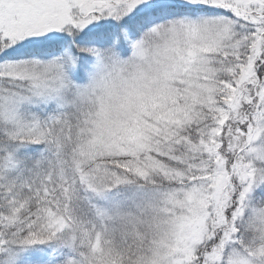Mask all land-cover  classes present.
<instances>
[{
	"label": "rangeland",
	"instance_id": "obj_1",
	"mask_svg": "<svg viewBox=\"0 0 264 264\" xmlns=\"http://www.w3.org/2000/svg\"><path fill=\"white\" fill-rule=\"evenodd\" d=\"M175 1L193 9L131 29L121 24L169 1L0 0V128L15 139L56 130L69 137L70 129L45 127L26 108L34 98L81 112L82 142L67 147L83 159L135 156L138 174L155 184L143 201L157 206L133 216L146 228L140 264H264V40L259 27L251 34L255 20L242 22L235 10L258 5L264 18V0ZM238 67L250 102L241 118L222 114L225 140L211 147L206 177L190 174L200 162L187 173L154 158V138H170L200 104L214 105L215 85ZM18 80L30 88L13 89ZM4 163L17 166L14 157ZM50 216L59 231L69 230V242L87 234L83 223L73 229ZM96 260L90 264H110Z\"/></svg>",
	"mask_w": 264,
	"mask_h": 264
},
{
	"label": "trees",
	"instance_id": "obj_2",
	"mask_svg": "<svg viewBox=\"0 0 264 264\" xmlns=\"http://www.w3.org/2000/svg\"><path fill=\"white\" fill-rule=\"evenodd\" d=\"M166 1L169 2L122 23V27L142 28L148 18L155 19L156 15L177 16L181 11L193 9L182 2ZM246 4L235 10L244 16L242 22L255 20L251 34L259 27L262 29L259 38L264 40V18L257 20L256 15L261 6ZM247 55L240 59L244 67ZM240 71L238 67L237 74H225L215 85L214 105L200 104V112H193L192 119L184 120L170 138L166 134L156 136L154 141L159 146L152 148L150 154L165 166H177L187 173L194 163L200 162L199 168L190 174L208 173L215 162L211 147L225 140L220 124L222 114L232 111L236 112V118H241L250 102L246 97L249 86L242 84ZM28 88L30 84L19 80L13 87L15 90ZM31 101L33 106L27 104L26 108H34L42 125L61 126L63 130L67 127L71 137L56 130L36 139L28 136L15 139L0 128V264H90L96 259L110 264H140L136 258L142 243L147 241L143 237L146 228L133 216L141 215L136 212L140 209L144 218L147 210L157 207L143 201L150 198L151 185L155 184L141 178L133 155L98 153L83 159L75 146L67 147V143L82 142L77 131L82 124L78 119L81 112L73 107L61 108L53 102L43 103L34 98ZM67 117L69 121H65ZM72 137L74 140H64ZM9 157L17 161L14 170L4 165ZM144 190L146 198H143ZM103 195H106L104 200ZM55 214L61 215L73 229L83 223L87 234H78L69 242V230L65 228L63 233L50 223L49 216L54 219Z\"/></svg>",
	"mask_w": 264,
	"mask_h": 264
}]
</instances>
